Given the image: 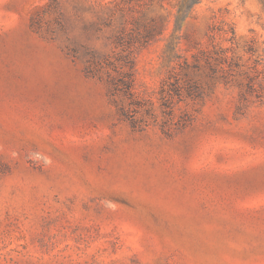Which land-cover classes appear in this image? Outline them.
<instances>
[{
    "label": "rangeland",
    "instance_id": "374dc122",
    "mask_svg": "<svg viewBox=\"0 0 264 264\" xmlns=\"http://www.w3.org/2000/svg\"><path fill=\"white\" fill-rule=\"evenodd\" d=\"M179 1L0 0V264H264V0Z\"/></svg>",
    "mask_w": 264,
    "mask_h": 264
},
{
    "label": "trees",
    "instance_id": "16d2710c",
    "mask_svg": "<svg viewBox=\"0 0 264 264\" xmlns=\"http://www.w3.org/2000/svg\"><path fill=\"white\" fill-rule=\"evenodd\" d=\"M196 2V0H180L178 4V9H177V14L175 17V27L177 28L178 23L189 13L191 10L193 4ZM177 38L178 36L174 35V33H171L170 37L167 39V43L165 45V54H164V59L167 61L172 60V57H175V46L177 44ZM229 58L227 54L221 53L219 56L212 57L210 56L207 59V64L209 66H212L213 64H223L227 63L229 64ZM124 65L123 69L120 72V78H114V77H109V81L111 82V94L112 95H118L121 100L124 98H128L130 100V104L132 105H137L139 104L137 101L138 99V93L134 89V70H133V60L129 59V54H125L124 56ZM128 64V66H126ZM187 64V63H186ZM188 66V65H186ZM193 68H197V64H193ZM184 76L186 77L185 79V84L182 86L184 89H188L186 87V84L191 83L189 86L195 83L194 80H192V75L189 74L188 72L184 73ZM254 79L252 77H249L247 81V86L248 88H252L254 86ZM190 93V92H189ZM262 92L258 94V96H261ZM121 114L126 117L131 126L133 128L136 127V120L133 117V114H128V111L124 108L123 105L119 107Z\"/></svg>",
    "mask_w": 264,
    "mask_h": 264
}]
</instances>
